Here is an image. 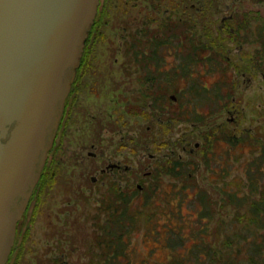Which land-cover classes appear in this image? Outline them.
Segmentation results:
<instances>
[{"label":"rangeland","instance_id":"1","mask_svg":"<svg viewBox=\"0 0 264 264\" xmlns=\"http://www.w3.org/2000/svg\"><path fill=\"white\" fill-rule=\"evenodd\" d=\"M233 15L242 25L245 20L249 22V28H242L238 38L228 33L234 31ZM256 20L264 22V2L255 0H100L94 33L85 43L88 53L84 67L71 86L73 94L68 96V140L63 143L64 151L47 159L48 180L40 184L29 201L5 264H99L94 232L101 199L108 196L111 184L105 175L91 181L97 172L93 165L96 161L103 165L102 157L81 161L75 152L85 144L88 147L83 154L88 156L89 145L96 137L105 156L109 152L104 151L109 148L107 130L103 129L106 121L112 133L110 147L122 134L126 137L127 151L116 155L125 157L129 167L124 188L139 185L140 208L153 215L152 220H142L131 233L132 264L166 262L171 254L170 227L180 224L175 213L178 211L187 220L193 213L192 200L182 197L179 203V181L174 177L160 176L155 181L156 190L151 191L147 186L153 178H139V172L145 174L157 164L175 158L192 159L196 184L214 197H219L220 177L211 173L207 164L213 168L225 162L231 167L228 178L236 175L245 180L241 163L256 148L255 141L242 142L226 160L222 154L228 143L222 139L214 144L209 158L203 155L207 139L215 131L219 135L264 136V62L258 65L255 50L259 45L248 42ZM161 24L186 29L188 37L193 30L202 42L208 40V35L214 38L213 49L221 50L226 68L223 78L233 84V95L226 107L207 115L209 108L202 102L201 120L177 121L163 117L153 106L151 89H147L150 83L145 82L142 65L132 57L130 41L135 31L142 36L143 32L151 34ZM206 28L211 29L207 35ZM180 56L163 46L161 68L173 67ZM217 77L205 76L203 83L208 85ZM184 84L180 82V87ZM171 102L167 104L173 108L175 102ZM136 144L142 147L143 154L130 150ZM147 196L151 198L148 204L144 203Z\"/></svg>","mask_w":264,"mask_h":264},{"label":"trees","instance_id":"2","mask_svg":"<svg viewBox=\"0 0 264 264\" xmlns=\"http://www.w3.org/2000/svg\"><path fill=\"white\" fill-rule=\"evenodd\" d=\"M232 18L235 19L234 31L228 33L238 38L242 28H249V22L245 20L242 25L234 15ZM96 23L93 22L90 27L86 44L90 40V33H94ZM206 30L204 33L207 35L211 29ZM134 34L130 41L132 57L142 65L145 82L150 83V87H147L151 89L150 100L163 117L177 121L201 120L203 117L199 108L204 102L209 108L207 115H210L231 101L233 84L223 78L226 68L222 65L221 50L213 49L212 36L208 35V40L202 42L196 39L193 30L188 37L186 29L167 24H161L151 34L143 32L142 36L138 31ZM248 36V42L259 45L255 54L260 65L264 62V22L256 20ZM86 44L72 86L84 67L88 53ZM163 46L181 55L179 61L167 69L161 68ZM215 75L218 77L208 85L203 83L205 76ZM180 82H185V86L180 87ZM171 101L175 102L173 108L167 104ZM209 136L204 159L209 158L208 154L214 151L212 147L221 139L228 143L222 154L225 160L242 142H256L252 154L241 163L245 180L236 175L228 178L231 167L225 162L221 165L216 163L213 168L207 164L211 173L220 177L221 183L217 188L219 197H214L207 189L196 184L193 174L195 162L192 159L175 158L155 166L150 175L153 180L147 188L155 191V181L167 174L179 181L176 185L179 199L190 198L193 205V213L187 220L178 211L175 213L180 224L170 227L168 244L171 254L162 264H264V136L259 133L252 137L242 134L219 135L216 131ZM46 164L47 159L30 202L40 184L48 180ZM139 191L138 187L129 189L111 183L108 196L101 199L93 242L99 264H132L131 233L142 220L149 222L153 217L152 213H144L140 208ZM150 199V196L145 197L144 203L148 204ZM182 202L180 199L179 203Z\"/></svg>","mask_w":264,"mask_h":264},{"label":"water","instance_id":"3","mask_svg":"<svg viewBox=\"0 0 264 264\" xmlns=\"http://www.w3.org/2000/svg\"><path fill=\"white\" fill-rule=\"evenodd\" d=\"M99 2L0 0V264L53 145Z\"/></svg>","mask_w":264,"mask_h":264},{"label":"flooded vegetation","instance_id":"4","mask_svg":"<svg viewBox=\"0 0 264 264\" xmlns=\"http://www.w3.org/2000/svg\"><path fill=\"white\" fill-rule=\"evenodd\" d=\"M100 4V2H99ZM78 79V78H77ZM72 87L66 97L67 101L65 100V105L63 108V112L59 121V125L57 128V132L55 135V139L53 142V145L51 147V149L48 152V156L47 159L51 156L53 157L54 155H57V151H64V144L67 140H68V136L67 135V120L65 117L67 115L68 112V105H69V101L68 98L70 99V94H73ZM65 118V119H64ZM103 128V127H102ZM104 130H107V136H108V140H107V146H109V148L107 150L104 151H109L108 153L105 154V156L103 155L102 152V147H100V143L99 141L95 140L96 137L94 139H92L91 144L89 145L88 151V156H85L83 154V150L86 149L88 146L85 144H82L80 147H78V151L79 152H75V157H77L78 159H80L81 161H84L86 158H90L91 157V162L92 161H96V159L98 157H102L103 159V165H98V163L96 161V164L93 165V170L97 171L96 174L91 176V181L95 182L97 180H99L100 177H102L103 175L107 176V180L106 182L114 183L117 184L120 187H124L126 186V173L127 170H129L128 165L126 164L125 161V157H121V158H117V153L120 151H127V142H126V137L124 138L123 134L121 135V137L118 138V142L115 143L114 147H110V137L112 136L111 133V127L109 125V121H106V123H104ZM197 145V144H196ZM133 149V150H132ZM131 151H137V154L141 153L143 154V149L139 144H136L135 148H130ZM75 151V149H74ZM112 151V152H110ZM51 154V155H50ZM102 161V160H100ZM140 165H142V162L140 161ZM99 166L98 170L97 167ZM140 176H138L139 178H143L144 176H149L151 175V170L150 171H146V173H142L139 172ZM124 181V183H122ZM136 187L139 188V185H137ZM17 234V231H16ZM16 238V236H15Z\"/></svg>","mask_w":264,"mask_h":264}]
</instances>
